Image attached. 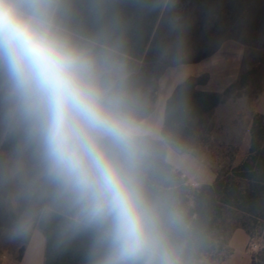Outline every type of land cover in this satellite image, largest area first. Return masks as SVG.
Wrapping results in <instances>:
<instances>
[{
    "label": "clouds",
    "instance_id": "clouds-1",
    "mask_svg": "<svg viewBox=\"0 0 264 264\" xmlns=\"http://www.w3.org/2000/svg\"><path fill=\"white\" fill-rule=\"evenodd\" d=\"M69 10L0 0V131L31 159L29 215L91 233L88 264H187L183 215L149 182L155 133Z\"/></svg>",
    "mask_w": 264,
    "mask_h": 264
},
{
    "label": "trees",
    "instance_id": "trees-1",
    "mask_svg": "<svg viewBox=\"0 0 264 264\" xmlns=\"http://www.w3.org/2000/svg\"><path fill=\"white\" fill-rule=\"evenodd\" d=\"M165 3L166 0H69L66 23L110 62L126 64L128 75L123 81L130 91L137 64L145 55ZM190 3H177L176 21L184 20ZM250 74L245 73L238 83L247 84ZM208 80L207 74L188 80L167 100L161 129L164 144L153 143L149 182L183 215L187 264H220L229 255V240L239 228L252 239L255 234L261 236L263 247L253 256L252 264H264V115L253 116L247 156L238 165L217 173L211 184L191 187L183 173L167 161L166 145L180 153H195L203 140L196 121L221 102V94L199 88ZM151 100H155V91ZM149 111L150 107L140 111V118ZM18 143V137L6 134L0 137V151H21ZM36 222L45 237L44 264H88L91 233L71 235L59 216Z\"/></svg>",
    "mask_w": 264,
    "mask_h": 264
},
{
    "label": "rangeland",
    "instance_id": "rangeland-1",
    "mask_svg": "<svg viewBox=\"0 0 264 264\" xmlns=\"http://www.w3.org/2000/svg\"><path fill=\"white\" fill-rule=\"evenodd\" d=\"M169 16H171L170 5L163 11L161 22L152 40L151 50L149 49L148 52L149 56L136 68L132 94L141 109L149 103L150 91L157 88V100L153 105V111L143 121L155 133L153 143L161 146L164 142L160 144L162 140L160 126L163 122L166 100L174 90H171L172 83L177 82L176 88H178L184 82L204 72L209 74L210 81L206 89L221 94V102L218 108L208 116L196 121L197 131L203 137V140L199 141V147L195 153H188L191 156L181 155L182 153L178 150L167 145L172 148L169 152L170 163L184 171L185 174L182 173L188 183L196 188L199 186H193L189 177H194L200 183H206L221 170L234 165L233 154L239 151L242 155L244 152L248 140L245 139L247 115L240 110L238 116H235L236 121L241 122L244 137L237 139L239 146L229 147V121L234 119V113L230 112L229 108L239 109L244 106L238 102V105H235L232 101L229 105V100L238 99L239 101L241 97L253 96L258 84H261L264 79V45L261 40L263 35L255 31L263 29L264 26V0H235L232 8L220 13L222 21L227 20L229 26H224L219 34L222 35L228 31L231 36L234 30V34L242 36L240 39L242 41L234 45L229 42V48H231L230 45L233 46L232 51H229V57L221 55L216 59V63L208 59L209 54L215 49L206 48V46L213 47L214 42H197L195 45L198 47L194 46V42L186 38V35L193 30L188 34L180 31L178 36V31L168 18ZM181 29H184V26L179 25L178 30ZM253 32L256 33L250 40ZM206 34L209 35L211 32ZM182 36L185 38H183L184 41ZM178 37L179 44L176 42ZM185 60L193 61V64L182 68L178 75L170 80L167 76L164 77V75L175 74L181 62ZM111 64L119 76L126 74L124 64L118 61ZM250 69H254L255 72L258 69L250 80V86L235 82ZM231 83L233 84L229 87ZM143 89H147L148 92L144 94ZM1 133L4 134L0 131ZM31 171L32 163L21 151H0V264L3 263V255L9 260L13 256L16 258L22 252L20 249L23 246L33 244L37 250L41 249L44 235L36 222V219L39 220L41 217L29 215L32 204L27 198L24 187V181L31 175ZM21 223L27 225L22 231ZM262 244L261 236L255 234L249 249L255 255L260 251Z\"/></svg>",
    "mask_w": 264,
    "mask_h": 264
},
{
    "label": "crops",
    "instance_id": "crops-1",
    "mask_svg": "<svg viewBox=\"0 0 264 264\" xmlns=\"http://www.w3.org/2000/svg\"><path fill=\"white\" fill-rule=\"evenodd\" d=\"M189 2H191L190 7H189V11L185 13L184 20L180 21V22L176 21L175 16L177 14V6H176L177 3L187 4ZM234 4H235V0H166L163 11L165 10V8L168 5L171 6V16H169L168 18L171 20L173 26H175L176 30L178 31V36H179L180 31H183V32L188 34L190 31L193 30L191 33L186 35V38L193 41L194 46H196L195 44H197V42H203V41L214 42L213 47L206 46V48L215 49L214 52L209 54L208 59L211 60L212 63H216L217 62L216 59H218L219 56H221V55H225V56L229 57V51H232L231 48L233 47L230 45L231 48H229V42L233 43L232 45H234V43L242 41V40H240L242 38V36L239 37L236 34H234V32H235L234 30H233L231 36H229L228 31L225 32V34H222V35L219 34L220 31H223L224 26H227V27L229 26V22L227 20L222 21V19L220 18L221 17L220 13L229 10L230 7L232 8V6ZM162 14H163V12H162ZM162 14H161V17H162ZM161 17L159 19V22H158L156 28H155V31H154L153 36L151 38V41L147 47L145 55H144L143 59L138 62V64L142 63L143 60L149 56L148 52H149V49L151 50L152 40H153L155 32L158 28V25L161 22ZM179 25L184 26V29L178 30ZM209 31L211 32V34L205 35V33L209 32ZM255 31L257 33H262L263 36L261 37L262 38L261 40H262V45H264V26H263V29L255 30ZM256 32H253L250 40H252L253 35ZM183 38H184V36H182V40H183ZM179 40H180V38L178 37L176 40V42L178 44H179ZM178 44H177V47L179 46ZM183 45L187 46L185 43H183ZM196 47H198V46H196ZM177 52H179V49ZM183 53H184V51H183ZM121 64H123V63H121ZM138 64H137V66H138ZM192 64H193V61L191 62V61L185 60V61L181 62L179 68L177 67L178 69L175 71V74L164 75V77L167 76V78H169V80H170L171 78L176 77L182 68L186 67L187 65H192ZM124 65L126 66V64H124ZM125 68H126L125 69L126 74L124 73L122 76H120L122 78H124L128 75L127 67H125ZM258 69H257V71H258ZM249 72H251V74L249 76V80H248L249 82L246 84L247 86H250V83H251L250 80H251L252 76L254 75L255 70L250 69V70L246 71L245 73H249ZM256 72H255V74H256ZM204 74H207L209 76L208 73L204 72L197 77H200ZM135 77H136V70L134 73V84H133L132 89L130 90L131 93H132V90H133L134 85H135ZM239 80L240 79L236 80L235 82H237ZM209 81H210V76H209V80H208L207 84L204 86H200L199 88L202 90L208 91V92H212V91H209L206 89ZM235 82H233V83H235ZM176 83L177 82H175V84L172 83L171 90L172 89H174V90L170 94V96L167 98V100L172 96L174 91L177 89ZM233 83L229 84V87ZM210 89H212V88H210ZM153 91H155V100L154 101L151 100V93ZM157 91L158 90L156 87L152 91H150L149 103L145 107L139 109L140 111H142V110H146L147 108L150 107V111L147 112V114L142 118V120L145 119V117L153 111V105L155 104V102L157 100ZM143 92H144V94H146L148 91H147V89H143ZM212 93H217V92H212ZM167 100H166V103H167ZM230 101H232L235 105H238V103H242V105H244V106L240 107L239 109L238 108H235V109L229 108L230 112L232 111L234 113V119L229 121V147L232 148V147L239 146L237 139H243V137H244V133L242 132L241 122L236 121L237 119H235L236 118L235 116H238V112H240V110L243 111L242 113H244V114L246 113V115H247V122H246L247 125H245L247 131L245 132V139H248V140H247V143L245 144V149H244V152L242 155L239 153V151L237 153L233 154L234 155L233 160L235 161L233 166H236L239 163H241L243 161V159L248 154V150H249V146H250V130H251L253 116L255 114H263L264 115V79L262 80L261 84H258L257 91L253 94V96L249 95L245 98L241 97L239 99V101H238V99L229 100V105L232 104V102H230ZM166 103H165V108H166ZM219 105H220V103H219ZM218 106L215 107L213 110L218 108ZM165 108H164V113H163V122H164ZM140 111H139V113H140ZM211 112H209L205 116H208ZM163 122L160 126V135H161V129L163 126ZM5 135H6L5 133L4 134L1 133L0 137H4ZM161 137H162V135H161ZM163 142H164V140L162 137V140H160V144ZM166 147H167V161L170 163L169 152L172 150V148L168 147L167 145H166ZM241 153H242V151H241ZM184 154L191 155L188 153H182L181 155H184ZM193 157H195V156H193ZM174 167L177 170L184 173V171L178 169L176 166H174ZM183 177H184V175H183ZM215 178H216V174L213 177H211L210 180L207 181L206 183H200L199 181L195 180L194 177H189V181L192 185L194 184V186H200V185H204V184H211L215 180ZM252 240L253 239L251 238V236L244 229H241V228L236 229L233 232V234L229 240L230 253L227 256V258L224 261H222L220 264H252L254 254L249 249V245H250ZM20 250L22 252L16 258L13 256L10 260L8 258H5L6 256L3 255V263L2 264H44L45 237H44V240L42 241L41 249L37 250L36 246H34L33 244H29V246L26 245V246L21 247Z\"/></svg>",
    "mask_w": 264,
    "mask_h": 264
},
{
    "label": "built area",
    "instance_id": "built-area-1",
    "mask_svg": "<svg viewBox=\"0 0 264 264\" xmlns=\"http://www.w3.org/2000/svg\"><path fill=\"white\" fill-rule=\"evenodd\" d=\"M193 186H194V184H193ZM250 245H251V243H250ZM252 247H253V246H252ZM262 247H263V244H262V246H261V249H262ZM253 248H255V247H253ZM261 249H260V250H261Z\"/></svg>",
    "mask_w": 264,
    "mask_h": 264
}]
</instances>
